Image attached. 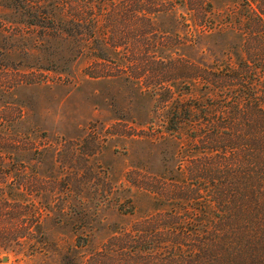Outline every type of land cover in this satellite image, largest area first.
Instances as JSON below:
<instances>
[{
  "label": "rangeland",
  "instance_id": "1",
  "mask_svg": "<svg viewBox=\"0 0 264 264\" xmlns=\"http://www.w3.org/2000/svg\"><path fill=\"white\" fill-rule=\"evenodd\" d=\"M84 1L98 12L96 0H0V105L23 116L9 130L42 150L22 165L0 160V224L19 227L0 237V264H93L113 238L167 204L156 186L162 177L175 185L188 159L186 136L165 129L157 89L158 25L171 30L170 16H144V45L93 60V37L68 22ZM105 3L109 10L119 2ZM223 42L201 38L189 55L210 62ZM34 209L43 219L31 233Z\"/></svg>",
  "mask_w": 264,
  "mask_h": 264
},
{
  "label": "trees",
  "instance_id": "2",
  "mask_svg": "<svg viewBox=\"0 0 264 264\" xmlns=\"http://www.w3.org/2000/svg\"><path fill=\"white\" fill-rule=\"evenodd\" d=\"M96 1V14L84 1L68 20L93 37V60L144 45V16L163 22L170 16L171 30L158 22L157 89L165 129L186 136L188 159L175 185L162 177L156 186L167 204L133 224L122 239L121 230L107 253H95L93 264H264V0H134L135 8L126 3L131 0H118L109 10L104 8L110 0ZM45 14L50 21L56 17L52 9ZM214 35L224 39L214 60L189 55L201 38ZM4 103L0 160L18 159L22 165L42 150L27 134L9 130L23 116L6 113ZM171 200L178 201L175 208ZM42 219L40 211L31 212V233ZM17 228L0 224V237Z\"/></svg>",
  "mask_w": 264,
  "mask_h": 264
},
{
  "label": "water",
  "instance_id": "3",
  "mask_svg": "<svg viewBox=\"0 0 264 264\" xmlns=\"http://www.w3.org/2000/svg\"><path fill=\"white\" fill-rule=\"evenodd\" d=\"M5 259V258H4ZM6 260V259H5Z\"/></svg>",
  "mask_w": 264,
  "mask_h": 264
}]
</instances>
